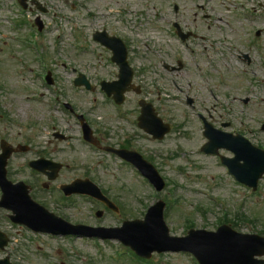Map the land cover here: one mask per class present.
Here are the masks:
<instances>
[{
  "label": "rangeland",
  "instance_id": "374dc122",
  "mask_svg": "<svg viewBox=\"0 0 264 264\" xmlns=\"http://www.w3.org/2000/svg\"><path fill=\"white\" fill-rule=\"evenodd\" d=\"M75 2L79 8L81 7L82 12L94 11V15L99 18L107 16L105 21H109L115 30L135 34L142 40L153 34L154 49L159 51L161 58L155 56L159 63L155 62L152 70L159 71L157 79H160L164 87H167L170 75L169 72L163 74L161 61L164 59L171 62L174 55L175 59L180 57L185 63L189 60L185 48L172 33L171 24L179 21L184 31L198 33L197 36L190 38V41L200 49L204 47L215 49L216 62L231 72L232 80L239 84L235 85L234 92L248 94L251 97L250 117H255L254 121L250 120L249 123L250 136L254 143L258 144V140L264 143V133L259 128L260 121L264 119V82L255 80L245 64L238 60L239 54H250L251 67L257 66L262 70L264 56L254 49L250 33L252 28L264 27V10L259 6L260 3L264 4V0H75ZM64 3L60 0L48 4L44 0L45 5L60 7L63 13H69L70 9ZM252 5L256 6V17L250 14ZM54 10L56 9H52ZM207 13L210 17H206ZM121 15H124L126 21L119 24L117 21ZM8 28L4 21L0 23V93L3 94L0 98L4 99L6 107L12 114L11 118L28 123L31 127L27 131L38 136V130L45 131L43 126L50 123V115L48 109L34 101L33 93L28 91L29 87L38 88L39 84L32 80V74L27 72V69H22L26 52L12 39L13 33ZM54 33L55 31L40 36L41 38L45 36L44 42L47 43V47L49 43L54 42ZM84 36L88 38V33ZM262 37L264 43V34ZM70 39L71 37H68L64 42L67 44L63 54L71 60L75 56L68 44ZM253 42L258 41L255 39ZM260 48L264 53L261 44ZM48 51L50 58L55 62L56 55L51 48H48ZM7 56L9 61L5 60ZM56 65H61L60 61ZM84 65H89V69L86 70L91 78L97 73L100 77L104 72V69L100 68L101 63H98V66L86 59ZM54 68L58 70V75L66 85L71 83L72 73L69 68L61 66ZM164 90L167 91L165 95L168 99L165 102V109L169 111L167 114L173 113L181 121L185 112L181 110V105L172 99L173 91L165 88ZM224 90H228V87H222L221 91ZM72 91L80 101L86 102L84 105H88L89 93L73 88ZM37 92L40 90L37 89ZM204 103L210 105L209 102ZM103 111V107L98 110L101 114ZM256 117H259V120ZM61 127L71 130L64 121ZM179 129L180 132L176 131L160 142L142 141L143 150L159 167L161 175L168 177L165 179L167 186L159 193L129 166L122 165L119 168L111 163L112 169L106 170L95 161L91 163L90 161L95 159L88 157L78 147L76 140L72 141L74 153L72 168L60 176V180L68 181L75 176H83L82 170L73 169L82 165L80 163H87L93 167L91 176L107 188L110 196L123 208L116 218L107 216L100 221L106 226L120 225L124 218L142 217L145 213L143 207L145 204L148 207L158 199H163L172 202L165 213V219L171 234L174 235H184L189 226L214 230L221 224L220 220L235 221L237 214L241 212L246 216L255 217L256 223L243 219V216V221L236 224V229L249 232L264 227V180L261 182L260 190L256 194H250V191L227 177L223 168L215 162V157L205 156L199 151L203 136L198 132L197 126L192 124ZM184 130L191 133V136L186 135L185 140L178 138L182 136ZM17 131L0 123V134L15 135ZM36 141L37 145H47L45 137ZM179 145L184 148H179ZM65 147L63 149L66 150ZM12 167L14 171H19L22 167L23 172L27 173L22 160H14ZM77 204L79 210L73 214L81 217L84 213L89 217L88 210H91L93 204L85 199H78ZM205 207L208 209L205 210ZM5 213L0 212V229L10 236V243L5 249H0V258L9 257L12 264H141L129 257L124 250L126 247L118 241L96 242L82 237L34 233L27 226L12 224ZM93 218H90L92 222ZM149 261V264H195L191 255L184 252L155 253Z\"/></svg>",
  "mask_w": 264,
  "mask_h": 264
},
{
  "label": "flooded vegetation",
  "instance_id": "af4514ba",
  "mask_svg": "<svg viewBox=\"0 0 264 264\" xmlns=\"http://www.w3.org/2000/svg\"><path fill=\"white\" fill-rule=\"evenodd\" d=\"M105 29V28H103ZM98 31L97 29L94 30L92 32V34L94 32ZM101 47V54L99 55L100 58H104L105 56H108L109 59H107L108 63H110V57L112 54V51L109 48L106 47ZM118 48V47H117ZM129 49V48H128ZM129 56H133V58L135 59H139V54L137 52H135L132 48L129 49ZM131 53V55H130ZM132 61L131 57H130V62ZM152 64H154L155 62H152ZM165 68L174 71V68L172 67V69H170V66H165ZM193 72V76L195 80H199L202 79V77L196 73L195 69H192ZM117 74V72H116ZM201 86H204V83L200 84ZM158 88V85L155 86V89ZM202 95L205 94V90L202 89ZM157 93V95H156ZM156 93L152 91H150L148 88H143L141 94H135V99H132V101H129L130 106L128 108H124L123 111L121 112H114L112 121L110 122L109 125H106L103 128H100L98 126H94V131H93V136L94 139L96 141V143L98 144V148H102V147H111V148H116V149H123V150H129V151H137L142 153L143 150V144L142 141L143 140H152V137L149 134L144 133V131L142 129H140L137 125H138V116L141 113V108L139 106V102L140 99L142 97H144L145 99L148 100V102H151L155 109L158 111V113L161 115V112L163 111L160 107L162 105H158L157 102L160 100V96H159V91H157ZM216 95L213 93L209 96V98H211L212 100V107L209 108L206 105H203V110L200 113V124L202 126V133L204 135V128L206 124H210L212 126H214L217 129H226L228 132H234L237 133L233 130V126L235 125V120L236 117L234 116V106H230L228 109H225L224 107H217L216 105ZM188 98H192V103L194 100V97L191 96H187V102H188ZM157 101V102H156ZM244 104H247L249 102V98L247 101L244 100V98L241 100ZM128 102V100H127ZM191 103V104H192ZM193 105V104H192ZM76 116V115H75ZM120 123H122L123 125H120ZM58 129L56 127L53 128V134L52 136H54V132H56ZM244 136L247 137L246 134L242 133ZM58 137H56L54 139L55 142L58 141H66L68 142L70 139L73 138L72 134H70L69 132L64 133L63 131L60 130V133H57ZM81 136H83V131L81 130ZM205 136V135H204ZM53 140L50 139V142H52ZM106 153L107 155L111 156V157H115L118 158V153H114L112 150H107ZM56 155L58 156H62L63 153L61 151H56L55 152ZM43 156V155H41ZM45 157H49L44 155ZM32 190V187H31ZM35 198L37 199V197L39 199H44L43 198V194L41 189L38 188V191L35 192ZM59 201H64L63 198H59ZM65 201H67V199H65Z\"/></svg>",
  "mask_w": 264,
  "mask_h": 264
},
{
  "label": "water",
  "instance_id": "95a60500",
  "mask_svg": "<svg viewBox=\"0 0 264 264\" xmlns=\"http://www.w3.org/2000/svg\"><path fill=\"white\" fill-rule=\"evenodd\" d=\"M246 162L242 166L241 170L245 177L243 178L247 182L246 176H249L251 173L254 174V184L257 179L264 172L261 168H264V152L255 150L254 154H249L247 156H242ZM8 192V190H7ZM162 208L160 205L156 207V217L151 223L149 219L147 221H137L136 225L134 224L130 229H133L135 226H140V234H134L133 230H127V233L120 234L122 237H126L130 242L128 244L132 245L139 253V249L145 247L148 242L146 240L154 239L156 236H168V228L166 227L163 217H162ZM149 214L147 215V218ZM152 225V226H150ZM123 232V230H121ZM218 233H211L205 231H190V234L185 238H174L172 239L179 241H187V245L180 248L187 249L192 251L197 258L203 264H233L238 258L237 253L241 254L242 252H231L219 241L217 237ZM189 241H192L190 243ZM241 245H246L245 242H241ZM153 250V249H151ZM248 258L252 257V254L247 256Z\"/></svg>",
  "mask_w": 264,
  "mask_h": 264
},
{
  "label": "bare ground",
  "instance_id": "6f19581e",
  "mask_svg": "<svg viewBox=\"0 0 264 264\" xmlns=\"http://www.w3.org/2000/svg\"><path fill=\"white\" fill-rule=\"evenodd\" d=\"M8 204V203H7ZM9 205V204H8ZM33 222H36V223H38L39 225H42V224H40V223H42V221H40V220H35V219H33Z\"/></svg>",
  "mask_w": 264,
  "mask_h": 264
}]
</instances>
